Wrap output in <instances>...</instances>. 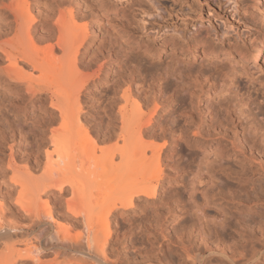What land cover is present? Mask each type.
<instances>
[{
  "label": "bare ground",
  "instance_id": "1",
  "mask_svg": "<svg viewBox=\"0 0 264 264\" xmlns=\"http://www.w3.org/2000/svg\"><path fill=\"white\" fill-rule=\"evenodd\" d=\"M77 1L0 0V84L24 92L21 100L32 108L40 109L43 94L48 96L49 102L43 98L41 104L47 101L49 109L44 110L33 133L37 142L48 136L52 146V151L44 153L43 168L40 159L32 166L27 164L29 159H24L26 165L20 167L15 158L16 132L9 135L0 129L1 143L5 140L8 148L7 157H0V168L5 163L0 177L9 173L16 190L14 206L0 198V264H49L42 257L49 238L62 248L60 255H65L68 262L65 264H208L214 259L239 264L256 260L264 249V107L253 101L250 110L241 111L239 121L231 119L234 115L222 113L216 116L213 129L203 133L191 109L180 107L182 93L189 86L196 87L203 72L183 75L179 69L166 78L160 72L150 73L146 65L129 63L128 74L113 86L110 107H104L89 121L84 92L105 63L94 73H89L92 66L84 63L82 51L94 32L89 24L82 23ZM256 4L261 12L257 23L264 26V0H256ZM257 39L252 46L243 42L244 46L234 48L242 72L248 70L247 64L253 69L262 62L264 33ZM148 78L150 83L141 91L139 85L146 84ZM261 90L264 97V86ZM172 104L171 122L180 113L184 123L170 128L178 124L174 122L167 128L159 116ZM56 124L58 128L50 129ZM89 124H96L99 134L105 130L103 140L113 142L100 147L97 154ZM158 139L164 143L159 145ZM195 145L223 147L226 153L240 156L242 162H237L236 168L229 163L213 171L205 162L195 161L198 164L193 166V173L202 172L204 176L207 172L205 181L212 185L197 186V193L193 185L197 184L190 179L192 184L185 186H193L188 190L175 185L165 189L174 173L186 176L190 170L189 176L192 174L194 161L189 155ZM78 157L81 166L77 172L67 165L68 160ZM40 168L42 174L35 176ZM167 168L175 172L170 174ZM68 169L70 173L65 175ZM65 192H70L67 199ZM57 193L64 202L66 221L60 220L51 206L52 195ZM93 198H98L95 205ZM141 199L145 203L139 207ZM139 208L141 217L129 220V228L114 241L113 217ZM170 219L179 224L168 233ZM67 221L78 223V230L74 231ZM135 235L150 246V250L146 245L136 250L155 255L135 262L116 257L113 251L117 243L134 244ZM173 254L179 255L177 261H173ZM68 255H73L72 261H68Z\"/></svg>",
  "mask_w": 264,
  "mask_h": 264
},
{
  "label": "rangeland",
  "instance_id": "2",
  "mask_svg": "<svg viewBox=\"0 0 264 264\" xmlns=\"http://www.w3.org/2000/svg\"><path fill=\"white\" fill-rule=\"evenodd\" d=\"M78 1L76 5L79 9L82 23L89 24L90 30H92L91 32H94L89 37L90 41L88 40L89 42L86 44L87 48L82 51L84 63L92 66V68L89 67L91 69L89 73L97 72L99 66L105 63L102 70L98 72L99 77L95 75L84 92L86 98L85 112L87 115L85 117L89 121H92L104 107H110V102L112 103L111 100L114 96L113 86L128 74L129 63H141V65H146L150 73L160 72L164 74L166 78H170L171 74L174 73V71L178 72L179 69L183 75H199L202 72L208 77L210 75L208 79V77L206 78L203 74V79H201V82L198 83L196 87L189 86L187 92L182 93L184 97L182 102H180L181 108L191 109L190 111H192L195 119L197 118L196 121H199L198 123L204 131L203 133L208 132L210 128L211 130L213 129L216 116H220L222 113H228V116L231 117L234 115L231 119L239 121L238 119L241 117H239L241 111L250 110L253 101H256L264 107V97L261 90L264 86V55L261 64L256 68H249L250 65L247 64L248 70H246L245 73L239 68L240 66L237 64L236 60L239 59V56L236 51H234V48L236 46L238 47V45L244 46V44L247 43L246 45L252 46L256 44L258 42L256 38L259 33L260 35L264 33V26H260L257 23L258 14L261 12L260 7L256 4V0H234L236 3L231 0L229 4L227 0H80L79 4ZM248 26H257L259 28L254 30ZM126 34L128 36H126ZM243 42L245 43L243 44ZM188 45L193 51L187 50V47H189ZM252 49H254V47H252ZM167 72L168 74H165ZM215 72L219 73L217 74L218 76L215 75ZM220 73L225 75L221 76ZM226 75L229 77L226 78ZM219 76H221L220 79ZM222 77L225 81H223ZM205 79H214L215 81L213 80L210 83V81L208 82V80ZM218 79L221 81H218ZM148 81H150V78L147 79L146 84L139 85L141 91L150 83ZM201 85L204 87L203 91L200 88ZM21 92H17L16 89L14 90L9 86L7 87L5 83L0 84V120H2V122L0 121L2 123L0 124V129L8 132L9 135L16 132L17 138L14 147L17 151V155H15V158L17 157L16 161L20 167L26 165V159H29V163H27L29 166L37 164V160L40 159V165L43 168L45 165L44 153H46L47 150L52 151V146L49 144L48 136L44 137L40 142H37V138L33 133V128L36 124L40 123L43 114L49 109V105L45 104L48 101V96L43 94L42 100L39 102L41 106L40 109L38 107L32 108L29 107L30 105H27L26 101L21 100V96L24 94V92ZM43 98L47 101H44L42 105ZM164 105L162 104V106ZM173 106L174 104L159 116L160 122L164 125L166 123L168 126L165 125V127L167 128L174 122H178V124H173L170 128L178 125L180 126L184 123L181 115H179L180 113L177 114L178 118H175L173 123L171 122L170 116L172 115L171 110H173ZM28 107L30 109H28ZM114 109L116 110V108ZM11 112H15V115L13 116ZM24 112H27V117L25 116V118H22ZM243 118L242 116L240 121L243 120ZM58 127L59 125L56 124L50 129H56ZM88 130L96 139V154L100 147H107L113 143L103 140L106 132L104 130L101 134L97 133L96 124H89ZM0 134H2L1 131ZM1 141L0 138V157L6 158L8 155L7 144H4V142L6 143L5 140L2 143ZM76 141L77 138L73 139L71 143ZM163 143V139H158L159 145ZM192 147V149L190 148L191 156L189 155V157L191 161H194H192L194 165L192 164L191 166L194 177L192 174V176H189L191 173L190 170L187 171L186 176L185 174L180 176L179 173L176 174L174 170L167 168V172L175 174L171 176H177L174 179L173 177L171 179V176L169 177L170 179L167 177L168 181L165 183V189L169 187L170 189L175 188V185L176 188L182 189L184 186L183 190L185 188H187L185 190H188L194 185L195 189L198 190V187L203 188L204 186L212 185L206 183L208 180L205 181V178L207 179L206 176H208L206 171H204L206 174L203 172L205 177L200 175L202 172L196 175L193 173L194 167L196 166L195 163H197L195 161L205 162L206 165H202H210V167H207L209 169L214 168L212 169L213 171L229 163L231 167L235 166L236 168V165L239 167L237 162H242L239 160L240 156H233V154L226 153L223 147L215 148V145L207 148L197 147V145ZM186 154L188 155L189 152ZM4 164L5 163H3V168H0L2 171L5 170ZM67 166L68 168L74 167L78 172L81 166V159L79 157L70 159L68 160ZM69 173L70 171L68 169L65 175ZM34 174L35 176H40L42 174V169L40 168L38 174ZM8 176L9 173H5L0 177V198L5 199L4 202L7 200L5 204L8 202V206H10V204L14 206L16 190L12 187ZM178 179L181 180L178 181ZM190 179H192V181L194 180L193 183L195 182L197 185L193 184L191 187H186L185 185L190 186L192 184ZM170 180L171 182H169ZM202 180H204L205 183L202 182ZM201 182L203 184H201ZM171 185L173 187H171ZM68 193L70 194V192L64 193L66 199L70 197ZM197 193H200V189ZM57 195L58 193L52 195V199L50 200L51 206L56 215H59L58 217H60V220L63 219L62 221H64V218H66L64 202L63 200L60 201ZM46 197L47 196H44V198ZM97 200L93 198L92 205H95L98 202ZM140 203L142 206L145 201L143 199L138 201L137 204L139 207H141ZM9 208L10 207H6L7 211H9ZM139 217H141L140 208L134 211L130 210L129 213H123L122 215L117 214L113 217L112 228L114 241L118 234L120 235L124 230L129 228V220ZM67 222L69 226L71 225L70 227H73L72 229L74 231L78 230V223H73L71 221ZM178 224L177 220L170 219L166 224L168 228V231H166L168 233L174 232ZM132 230L131 233H134V229ZM134 237H137L134 244L117 243L116 249L113 251L115 255H118L116 257L119 259L122 258L121 260L123 261L130 262L132 260L135 262L144 261L145 258L147 259L155 255L154 252L153 256H151L152 252L148 254V252H142V250L137 251L141 249V246L145 248L148 246L147 248L150 250V246L149 244L147 245L144 239H142L143 241L139 240L138 235ZM49 242L47 243L48 246L44 247L42 252L43 259L47 260V262L49 261V264H62L63 260V264L68 263L67 261L65 262L66 256L64 255L63 257L65 258H62L60 255L63 250L58 242L51 238H49ZM160 242L167 243V241L164 242V240ZM263 253L264 249L256 260L239 264H264ZM146 254H148L147 257ZM172 256V258L175 259L173 261L179 259V255L173 254ZM71 257L73 258V255H68V261ZM56 258L59 260L57 261ZM222 262L214 259L211 264L225 263L224 261Z\"/></svg>",
  "mask_w": 264,
  "mask_h": 264
}]
</instances>
